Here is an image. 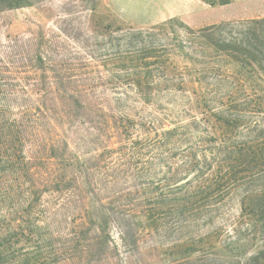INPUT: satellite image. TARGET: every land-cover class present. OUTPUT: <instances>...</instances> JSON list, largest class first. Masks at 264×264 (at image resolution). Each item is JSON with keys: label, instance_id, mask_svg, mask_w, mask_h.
Listing matches in <instances>:
<instances>
[{"label": "trees", "instance_id": "1", "mask_svg": "<svg viewBox=\"0 0 264 264\" xmlns=\"http://www.w3.org/2000/svg\"><path fill=\"white\" fill-rule=\"evenodd\" d=\"M38 1L0 0V11ZM173 19L178 18L147 29L118 27L122 34L116 49H107L105 57L106 65H113L108 77L94 69L85 79L62 72L60 81L58 77L52 80L49 74L55 69L47 57L40 56L38 69L44 72V81L50 82L46 84L53 95L50 98L64 108H73L75 102L91 103L88 95L98 88L105 87L120 96L116 103L105 105L110 112L112 139L125 138L132 144L129 148L140 159L142 172L154 164L159 166V171L145 178L137 203L126 210L124 220L153 229L168 218L190 223L203 213L214 217L240 190L244 192L240 208L262 215L264 18L247 21L235 37L225 30L230 22L193 28L180 20L181 30L177 31ZM222 56L225 64L238 67L236 74L222 75ZM223 88L228 93H219ZM97 105L100 107V103ZM147 107L154 113L145 114ZM31 115L29 110L17 113L0 103V180L4 183L0 193V264H35L26 253L19 259L11 256L18 242L12 233L17 231L15 224L20 218L15 214L23 210L21 204H40L45 193L64 190L68 183L74 186L65 174L67 167H60L62 160H72L59 153L62 144L69 146V139L58 134L71 111L62 109L54 118L57 137L50 140L38 133L37 116L34 114V119ZM44 161L52 168L59 161V169L43 174ZM75 181L85 183L83 178ZM23 194L29 196L23 198ZM96 216V228L104 231L107 218ZM231 251L242 253L246 249L236 247ZM190 263L191 259L182 257L173 264Z\"/></svg>", "mask_w": 264, "mask_h": 264}, {"label": "rangeland", "instance_id": "2", "mask_svg": "<svg viewBox=\"0 0 264 264\" xmlns=\"http://www.w3.org/2000/svg\"><path fill=\"white\" fill-rule=\"evenodd\" d=\"M208 2L219 4V0ZM146 11L141 13H149L150 7ZM124 12L129 13V9ZM258 18L223 22L232 23L225 30L235 37L247 21ZM164 22L140 24L127 20L109 0H40L0 11V103L17 113L29 110L34 119L37 116L38 133L47 140L57 137L54 118L58 113L62 109L72 113L58 134L69 139V146L62 144L59 153L72 160L61 159L60 167H67L65 174L74 186L68 183L64 190L45 193L40 204H21L23 210L15 214L20 218L15 224L17 231L12 233L18 240L11 251L13 258L26 253L35 264H173L182 257L191 259L190 264H246L248 260L264 264V214L240 208L243 190L222 204L214 217L203 213L190 223L168 218L153 229L124 220L126 210L137 203L145 178L159 171V166L154 164L142 172L140 159L129 148L132 144L125 138L112 139L110 112L105 105L116 103L120 96L105 87L98 88L88 95L91 103L75 102L73 108H64L51 100L53 95L46 85L50 82L44 81V72L38 69L42 56L55 69L49 74L52 80L58 77L60 81L62 72L85 79L94 69L108 77L113 65H106L105 57L107 49H116L122 34L118 27L147 29ZM179 22L173 19V29L181 30ZM261 36L264 47V25ZM221 59L222 75L236 74L238 67L225 64L223 56ZM219 93L228 90L223 88ZM151 111L147 107L145 114H153ZM41 165L43 174L55 168L45 161ZM75 178H83L85 183L75 184ZM1 185L4 183L0 180V193ZM28 196L23 194V198ZM99 214L108 220L104 231L96 228ZM24 228L31 232L24 233ZM236 247L246 251H231Z\"/></svg>", "mask_w": 264, "mask_h": 264}, {"label": "crops", "instance_id": "3", "mask_svg": "<svg viewBox=\"0 0 264 264\" xmlns=\"http://www.w3.org/2000/svg\"><path fill=\"white\" fill-rule=\"evenodd\" d=\"M109 2L121 16L140 24H154L178 18L193 28H199L231 19L264 17V0H229L219 4L210 3L208 0H109ZM139 2H143V6H139ZM149 7L151 10L149 13H141ZM127 9L129 13L124 12Z\"/></svg>", "mask_w": 264, "mask_h": 264}]
</instances>
